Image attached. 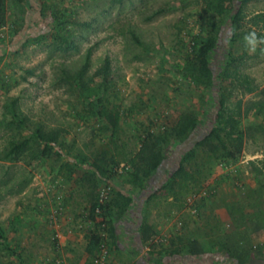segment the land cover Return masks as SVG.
Instances as JSON below:
<instances>
[{
    "label": "rangeland",
    "instance_id": "1",
    "mask_svg": "<svg viewBox=\"0 0 264 264\" xmlns=\"http://www.w3.org/2000/svg\"><path fill=\"white\" fill-rule=\"evenodd\" d=\"M206 1H8L0 29V264H92L98 250L87 253L79 235L102 220L100 212L90 219V201L112 189L132 202L116 224L117 245L103 241L110 263L239 264L219 250L225 244L232 253L248 252L244 264H264V52L249 54L243 46L248 32L264 37V0H237L236 20L217 30L210 60L216 88L197 85L187 68L193 44L205 36ZM107 60L105 97L120 113L117 159L136 153L146 132L157 134L189 113L199 120L189 139L165 150V165L141 191L126 183L125 161L108 180L96 178L97 186L79 163L81 157L90 163L111 138L91 113L104 95L97 74ZM219 90L240 115V155L227 162L200 158L190 168L195 181L159 191L171 186L180 156L213 125ZM37 130L59 134L61 149L52 150L60 159L31 160L29 151L7 158L13 143ZM187 239L204 253H165Z\"/></svg>",
    "mask_w": 264,
    "mask_h": 264
},
{
    "label": "trees",
    "instance_id": "2",
    "mask_svg": "<svg viewBox=\"0 0 264 264\" xmlns=\"http://www.w3.org/2000/svg\"><path fill=\"white\" fill-rule=\"evenodd\" d=\"M9 0H0V29L7 24V4ZM237 0H207L206 8L207 15L204 17L203 30L205 36L202 42L193 44L194 58L187 65L188 71L191 74L192 80L199 86L205 88H216L215 75L211 70L210 60L217 47L218 35L217 30L224 26L229 19L231 22L236 20L237 14L235 10V2ZM233 13V14H232ZM102 78L101 87H103V97L98 100L99 109L96 113H91L100 119H103L105 126L102 130L108 131L111 134L110 140L95 153L94 159L88 163L87 158L81 157L79 163L87 166L90 169L84 177L97 186L96 178L100 180H108L112 177L113 170L119 166L121 162H126L129 166L126 183L133 188H138L140 191L145 189L148 180L165 165L166 156L165 150L174 142H182L189 139L198 127L199 120L194 113L186 114L182 119L178 120L174 125L166 127L161 132L155 134L146 132L144 139L141 141V146L134 154L126 156L124 159H117L118 145L115 141V134L118 131L120 121V113L116 105H111V101L105 97L110 81L109 61H106L105 68L101 69L98 74ZM218 92V91H217ZM217 93L215 104L217 106L216 115L213 125L208 132L200 139L193 142L179 158L177 167L171 174V186L163 185L159 191L166 189L173 192L172 184L179 183L183 186L189 180L195 181L190 174L192 165L198 162L200 158H206L211 162L235 161L241 153L244 132L240 124V115L232 109L224 94ZM111 105L112 107H109ZM59 134L57 132L45 133L37 130L33 137L25 138L24 140L13 143L7 158L13 156L19 157L24 152L30 153L31 160L38 159H60L62 154L58 151L53 152L54 146L60 148ZM128 158V159H127ZM69 171L66 176H72V167L64 165ZM62 168V167H61ZM90 174V175H89ZM93 185V186H94ZM197 191H193V194ZM173 196L174 194L171 193ZM205 198V197H204ZM132 198L130 195L122 191L114 190L108 192L107 199L100 202L99 197H94L90 201L89 215L92 221H95L97 211L100 212L101 222L95 223L97 226L94 231L86 235L88 242L87 253L92 255L95 251L100 252L103 241L109 240V245H117V227L116 224L121 222L131 205ZM102 203V204H101ZM144 230V232H143ZM102 231V233H101ZM146 229L141 225L140 241H146ZM219 250H224L231 257L239 260V264H244L248 257L247 251L240 253H232L227 245L222 244ZM219 251V252H220ZM243 252V253H242ZM165 253L169 255H184L189 257H197L204 253L203 248L196 239H187L184 242V247L171 249ZM97 254V255H98ZM97 256L94 257V259ZM93 259V261H94Z\"/></svg>",
    "mask_w": 264,
    "mask_h": 264
},
{
    "label": "clouds",
    "instance_id": "3",
    "mask_svg": "<svg viewBox=\"0 0 264 264\" xmlns=\"http://www.w3.org/2000/svg\"><path fill=\"white\" fill-rule=\"evenodd\" d=\"M243 46L249 54H255L257 50L264 52V37L254 31L248 32L243 37Z\"/></svg>",
    "mask_w": 264,
    "mask_h": 264
},
{
    "label": "built area",
    "instance_id": "4",
    "mask_svg": "<svg viewBox=\"0 0 264 264\" xmlns=\"http://www.w3.org/2000/svg\"><path fill=\"white\" fill-rule=\"evenodd\" d=\"M106 194L107 193L105 191L102 192L101 197H100V202H103L104 200L107 199V195ZM194 198H196V195H193L192 199H194ZM97 213H99V211H97ZM108 257H109L108 249H107V247L104 244H102L101 247H100V252L97 255V257L94 259L92 264H108ZM112 264H119V263L113 262Z\"/></svg>",
    "mask_w": 264,
    "mask_h": 264
},
{
    "label": "crops",
    "instance_id": "5",
    "mask_svg": "<svg viewBox=\"0 0 264 264\" xmlns=\"http://www.w3.org/2000/svg\"><path fill=\"white\" fill-rule=\"evenodd\" d=\"M123 219H124V218H123ZM61 237H62V236H60V238H61ZM79 237H81L82 243L84 242V239L86 240V238H85L83 235H79ZM72 238L75 239L76 237H72ZM65 239H66L65 237H62V238H61V242L65 241ZM74 239H70V241L73 242ZM84 248H85V251H86L87 248H86V247H84ZM108 259H109V257H108ZM108 264H112V262L110 263V262L108 261Z\"/></svg>",
    "mask_w": 264,
    "mask_h": 264
}]
</instances>
